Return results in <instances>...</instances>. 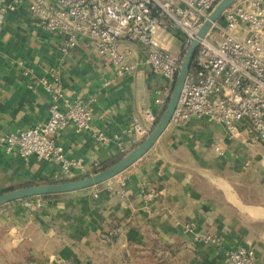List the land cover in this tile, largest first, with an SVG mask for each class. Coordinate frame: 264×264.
<instances>
[{
	"label": "crops",
	"instance_id": "0c3cea01",
	"mask_svg": "<svg viewBox=\"0 0 264 264\" xmlns=\"http://www.w3.org/2000/svg\"><path fill=\"white\" fill-rule=\"evenodd\" d=\"M61 37L34 25L25 9L6 14L0 136L48 118L49 96L28 90L24 70L58 65L63 98L89 96L92 107L89 131L67 127L56 140L91 170L137 144L127 125L132 114L152 106L160 80L151 74L136 84L131 76H113L81 35L63 56ZM97 130L109 139L98 141ZM56 170L52 162L7 153L0 140V192L56 179ZM140 188L155 190L156 198L146 200ZM43 201L0 206V264H221L235 246L253 250L254 264H264V141H255L243 121L236 133L209 119L170 123L121 173Z\"/></svg>",
	"mask_w": 264,
	"mask_h": 264
},
{
	"label": "built area",
	"instance_id": "2783aa9c",
	"mask_svg": "<svg viewBox=\"0 0 264 264\" xmlns=\"http://www.w3.org/2000/svg\"><path fill=\"white\" fill-rule=\"evenodd\" d=\"M218 1L0 0V37L6 14L25 9L34 25L62 34L58 49L63 56L70 53L81 35L110 63L113 76H131L136 84L145 82L151 74L159 78L152 106L132 114L127 125L136 143L149 134L162 114L184 52L198 38L170 123L180 126L209 119L236 133L243 121L255 141H264V0H235L207 33L198 37L202 23ZM161 31L180 33V54L161 46ZM24 74L29 78L28 90L48 94L49 116L16 133L1 135L4 150L26 160L36 158L56 164V179L90 173L92 169L83 159L66 153L56 136L67 127L79 132L91 129L92 98L64 99L58 65L25 69ZM94 135L100 142L109 139L103 130ZM211 146L222 153L215 143ZM121 151L126 152L124 147ZM139 193L148 201L157 196L153 189L140 188ZM23 200L26 206L44 203L41 196ZM221 264H254L253 250L231 247Z\"/></svg>",
	"mask_w": 264,
	"mask_h": 264
},
{
	"label": "water",
	"instance_id": "95a60500",
	"mask_svg": "<svg viewBox=\"0 0 264 264\" xmlns=\"http://www.w3.org/2000/svg\"><path fill=\"white\" fill-rule=\"evenodd\" d=\"M234 1L235 0H219L211 9L208 17L202 23L198 31V37H203L210 29L212 23L216 21L222 15L223 11ZM197 45L198 38H195L185 50L181 67L177 73L169 100L156 124L150 130L149 134L141 141L135 144L128 151L124 152V154H122V156L113 163L99 168L94 172L88 173L84 176L61 181L29 183L1 191L0 206L19 199H29L31 197H38L47 194L66 193L89 188L121 173L123 170L141 158L152 148V146L161 136L162 132L170 123L171 117L180 97L184 80L191 67Z\"/></svg>",
	"mask_w": 264,
	"mask_h": 264
},
{
	"label": "rangeland",
	"instance_id": "374dc122",
	"mask_svg": "<svg viewBox=\"0 0 264 264\" xmlns=\"http://www.w3.org/2000/svg\"><path fill=\"white\" fill-rule=\"evenodd\" d=\"M160 41H161V46L165 49H167L168 51L175 53V54H180V52L183 51V46H182V36L180 35V33H173L170 31H161L160 32ZM201 121V120H200ZM187 125V124H184ZM221 148H219L220 150ZM218 152V150H217ZM219 153V152H218ZM221 154V153H219ZM97 168L91 170V172L95 171ZM89 172L86 173H80V174H88ZM77 175V174H75ZM75 175L72 176H68V177H64V178H72ZM62 178H57L55 180H61Z\"/></svg>",
	"mask_w": 264,
	"mask_h": 264
},
{
	"label": "trees",
	"instance_id": "16d2710c",
	"mask_svg": "<svg viewBox=\"0 0 264 264\" xmlns=\"http://www.w3.org/2000/svg\"><path fill=\"white\" fill-rule=\"evenodd\" d=\"M122 155H119L118 157H116L115 159H111V160H108L102 164H100L99 166H97L96 168L99 169V168H102V167H105L111 163H113L114 161H116L119 157H121ZM85 174H77L75 175L74 177L72 178H62L61 180H67V179H74V178H78V177H81V176H84ZM60 180V181H61ZM44 181H47V182H52V181H58V180H55V179H48V180H44ZM25 185V184H24ZM59 194H63V193H59ZM59 194H47V195H42L41 197L42 198H47V197H52V196H57ZM33 198H36V197H31L30 199H33ZM20 200V199H19Z\"/></svg>",
	"mask_w": 264,
	"mask_h": 264
},
{
	"label": "bare ground",
	"instance_id": "6f19581e",
	"mask_svg": "<svg viewBox=\"0 0 264 264\" xmlns=\"http://www.w3.org/2000/svg\"><path fill=\"white\" fill-rule=\"evenodd\" d=\"M95 169V168H94ZM93 170V169H92ZM97 170V169H96ZM94 172V171H93ZM91 173V172H90ZM65 177H68V176H65ZM62 178H64V177H62Z\"/></svg>",
	"mask_w": 264,
	"mask_h": 264
}]
</instances>
